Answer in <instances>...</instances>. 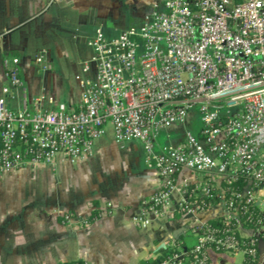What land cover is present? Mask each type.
Here are the masks:
<instances>
[{
    "label": "built area",
    "instance_id": "1",
    "mask_svg": "<svg viewBox=\"0 0 264 264\" xmlns=\"http://www.w3.org/2000/svg\"><path fill=\"white\" fill-rule=\"evenodd\" d=\"M162 7L116 38L96 30L81 70L92 76H76L81 92L72 107L41 110L43 100L53 101L40 96L29 111L19 60H2L0 174L75 164L110 126L116 145L141 143L158 175L159 188L132 217L135 227L174 208L188 219L213 213L189 224V249L171 241L157 264H209L211 252L254 260L264 237V0H163ZM35 63L47 69L43 53ZM13 88L22 92L20 110L6 106ZM189 122L182 140L158 144L161 133ZM183 170L193 179L178 184ZM216 218L220 225L207 223Z\"/></svg>",
    "mask_w": 264,
    "mask_h": 264
},
{
    "label": "crops",
    "instance_id": "2",
    "mask_svg": "<svg viewBox=\"0 0 264 264\" xmlns=\"http://www.w3.org/2000/svg\"><path fill=\"white\" fill-rule=\"evenodd\" d=\"M162 3L154 0L152 8ZM107 9L106 0H0V96L8 85L2 60L12 56L21 64L19 78L27 92L26 106L32 111V99L48 90L40 82L47 83L50 78L47 74L41 81L35 74V70L46 71L35 63L36 54L46 50L47 54L40 53L59 65L70 63L76 55L90 58L91 50L83 56L81 49L88 47L86 42L103 24ZM108 32L105 38L113 39ZM80 75L90 77L82 71ZM80 92L76 88L64 101L53 104L43 100L39 108L49 110L56 103L75 106ZM5 102L9 109H22L21 89H11ZM190 128V122L171 128L160 134L157 142L174 145ZM33 173L42 174L44 181L36 195H22L19 181ZM192 179L186 170L176 176L178 184ZM0 184L10 185L0 187V264H142L154 259L171 241L194 244L189 224L204 222L213 214L207 211L188 219L174 208L164 216L152 214L146 229L135 227L132 217L159 188L158 175L146 162L141 143L116 145L110 126L94 141L92 154L75 164L58 160L54 171L44 165L21 168L0 174ZM65 215L69 222H64ZM187 238L192 239L191 244L186 243ZM227 254L211 252L209 264H224ZM263 261L264 237L257 246L256 264Z\"/></svg>",
    "mask_w": 264,
    "mask_h": 264
},
{
    "label": "rangeland",
    "instance_id": "3",
    "mask_svg": "<svg viewBox=\"0 0 264 264\" xmlns=\"http://www.w3.org/2000/svg\"><path fill=\"white\" fill-rule=\"evenodd\" d=\"M153 4L154 0H106L108 9L105 10V20L100 27H97L94 30L92 38L95 36L96 30H100L105 37H107L106 32H108L109 30L108 35L109 33H111L110 37L116 38L118 36V32L126 31L131 28H139L144 21V17L150 14L153 10ZM162 8L163 7L161 6L155 9L162 10ZM140 22L141 24H139ZM89 50L90 49L88 47H85V49H81V53L83 51V56L88 55ZM40 52H44L47 54L46 50H41L38 53ZM46 54L45 56L47 58ZM9 58L11 59L12 56H9ZM85 58L86 56L82 57V55H76L75 57H73L70 63L65 65H59L55 61H49L47 58V69L44 72H36V67L32 65L33 69L35 70V74L41 78V81L44 75H50L47 83H45L44 81L40 82V84L47 85L48 90L46 92H40L36 96L40 97L43 95L46 99L50 97L53 102H59L64 101L70 91L73 93L76 88L79 90V82L76 80V76L81 74L82 64L89 59ZM19 68L21 69V64L19 65ZM89 75L92 76V72L89 73ZM83 77H85V75H83ZM197 127L198 124L196 128ZM43 181L44 176L42 174L37 175L33 173L32 175H28V177L21 178L17 188L22 195H36L38 187L42 185ZM1 186L9 187L10 185L0 184V187ZM191 240V238H187L186 243L191 244ZM224 258H226L224 264H242L244 256L241 252H234L225 255ZM262 264H264V261Z\"/></svg>",
    "mask_w": 264,
    "mask_h": 264
},
{
    "label": "trees",
    "instance_id": "4",
    "mask_svg": "<svg viewBox=\"0 0 264 264\" xmlns=\"http://www.w3.org/2000/svg\"><path fill=\"white\" fill-rule=\"evenodd\" d=\"M222 219L221 218H216V219H211L208 220L207 223L210 225H220ZM175 243L179 244L180 246H184L186 249H189L190 246L186 245L184 243H181L179 240H174ZM169 253V250L167 249H160L157 253L156 258L152 259V260H147L145 262H143L142 264H157L159 260H161L164 256H166V254ZM257 262V257L254 260H251V258H249L247 255H244V260L242 262V264H256ZM79 262H68L67 264H78Z\"/></svg>",
    "mask_w": 264,
    "mask_h": 264
},
{
    "label": "water",
    "instance_id": "5",
    "mask_svg": "<svg viewBox=\"0 0 264 264\" xmlns=\"http://www.w3.org/2000/svg\"><path fill=\"white\" fill-rule=\"evenodd\" d=\"M177 233H178V231H177V232H175V233L173 234V236L175 237Z\"/></svg>",
    "mask_w": 264,
    "mask_h": 264
}]
</instances>
